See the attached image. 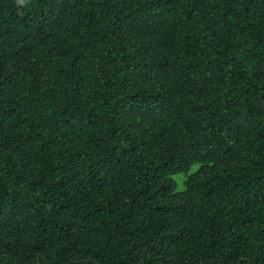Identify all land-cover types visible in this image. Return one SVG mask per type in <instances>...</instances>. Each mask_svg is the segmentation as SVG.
I'll return each mask as SVG.
<instances>
[{
    "label": "trees",
    "instance_id": "1",
    "mask_svg": "<svg viewBox=\"0 0 264 264\" xmlns=\"http://www.w3.org/2000/svg\"><path fill=\"white\" fill-rule=\"evenodd\" d=\"M0 264H264V0H0Z\"/></svg>",
    "mask_w": 264,
    "mask_h": 264
},
{
    "label": "rangeland",
    "instance_id": "2",
    "mask_svg": "<svg viewBox=\"0 0 264 264\" xmlns=\"http://www.w3.org/2000/svg\"><path fill=\"white\" fill-rule=\"evenodd\" d=\"M175 177H177V178H180L181 177V175L180 174H178L177 176H175ZM182 188V185L180 184L179 185V187H178V189H181Z\"/></svg>",
    "mask_w": 264,
    "mask_h": 264
},
{
    "label": "clouds",
    "instance_id": "3",
    "mask_svg": "<svg viewBox=\"0 0 264 264\" xmlns=\"http://www.w3.org/2000/svg\"><path fill=\"white\" fill-rule=\"evenodd\" d=\"M16 2H17L18 4H22V3H24V0H16Z\"/></svg>",
    "mask_w": 264,
    "mask_h": 264
}]
</instances>
